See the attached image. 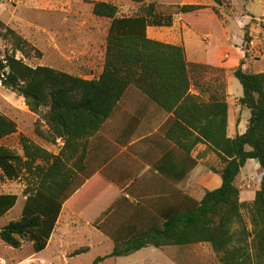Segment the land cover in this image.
<instances>
[{
    "label": "trees",
    "instance_id": "16d2710c",
    "mask_svg": "<svg viewBox=\"0 0 264 264\" xmlns=\"http://www.w3.org/2000/svg\"><path fill=\"white\" fill-rule=\"evenodd\" d=\"M215 5H181L167 13V5L133 0L137 13L120 15L113 2L93 3V14L110 20L106 38L103 73L84 79L48 66L32 67L17 59L31 57L36 50L15 30L0 21V39L9 41L12 52L0 54L2 86L25 100L30 112L40 116L35 132L42 143L21 135L23 154L0 145V180H26L22 217L0 230L9 247L22 249L32 244L34 254L44 252L52 239L64 208L76 212L100 179L97 168L87 163L91 140L101 131L129 88H135L174 119L166 139L185 156L184 180L197 166L192 153L207 145L223 167L222 184L205 192L201 200L176 186L153 198H137L129 188L98 220L95 227L114 242L108 257H129L145 248L207 244L220 264H264V73L245 71L246 58L233 71L243 88L239 104L251 111L247 132L228 136L229 105L225 77L218 72L219 50L209 46L207 65L189 63L183 45L167 44L148 36L149 28H171L176 16L193 27V22L215 15L221 18L224 0ZM253 37L245 33V43ZM246 57L249 55L246 53ZM214 73L212 83H202ZM200 93H193L192 90ZM205 96L208 98L206 99ZM42 125L44 128H42ZM19 132L15 120L0 112V140ZM53 153L44 145L57 146ZM250 160L263 171L261 188L252 202L241 201L236 180ZM158 172L170 178L161 167ZM103 169L100 175L105 176ZM178 181V182H179ZM87 184V185H86ZM178 184V183H176ZM16 194H0V219L18 203ZM86 201V200H85Z\"/></svg>",
    "mask_w": 264,
    "mask_h": 264
},
{
    "label": "rangeland",
    "instance_id": "374dc122",
    "mask_svg": "<svg viewBox=\"0 0 264 264\" xmlns=\"http://www.w3.org/2000/svg\"><path fill=\"white\" fill-rule=\"evenodd\" d=\"M98 1L115 3L120 7L122 16L133 15L139 9L133 0H0V21L21 35L31 47L43 53L42 57H38L36 52L30 49L29 59L24 58L19 52L17 59H23L32 67L48 66L79 77L97 78L104 64L106 38L110 26V20L98 18L93 14V3ZM161 1L174 4L167 7V13H176L178 6L189 2V0ZM224 1V6L220 7L221 18L217 16L216 19L210 17L209 22L206 19L193 22L195 25L191 29L183 26L189 58L205 61L209 46H217L223 52L226 50L231 54L232 68L238 67L245 57L249 63H253H247L245 70L251 73L264 72V36H261L264 35V22L260 26L261 34L256 33L255 37L253 36L254 44L252 42L246 44L244 41L246 31L252 33L248 28L252 21L254 23L255 18L264 20V3L260 0ZM204 2L213 3L209 0ZM177 25L181 26L180 23ZM165 31L166 28L152 27L149 28L148 34L157 41H162L165 38L163 35ZM169 38L168 36L166 39ZM82 49L92 50L95 54L93 57L83 58L80 56ZM6 51L12 52V46L9 41L2 38L0 54L4 55ZM246 53L249 57L245 56ZM228 74L230 73L225 71L216 75L220 76L221 83L222 76L227 78ZM212 76L215 74H207L204 80L207 81ZM228 82L233 98L243 97L240 81L231 75ZM0 112L15 120L19 128L16 135L0 140V145L23 154L21 135L42 143L35 132V125L40 116H33L23 98L3 87H0ZM44 146L49 151L58 153L61 144ZM208 156L206 163L221 174L224 166L219 158L210 150ZM216 175L217 178L212 179L211 189L216 188L214 187L216 181H219L220 186L222 184L221 175ZM261 181V173L254 170L252 162H248L236 182L242 192V201L255 199L256 192L261 188ZM100 187L98 191L105 188ZM25 189V178L17 181L0 180V194L19 196L16 206L0 219V230L22 217ZM95 192L96 190L90 193L76 212L64 208L48 248L40 254H34L31 243L26 242L22 249H14L0 239V264H96L99 258L109 256L113 252L114 242L99 231L95 223H91L99 216L98 205L104 200L107 192L105 190L101 192L103 193L101 201L95 197L97 195ZM167 250L169 249L145 248L129 257H108L97 264H178L165 254ZM185 254L187 261L181 264H220L219 258L210 246H203L201 249L188 248Z\"/></svg>",
    "mask_w": 264,
    "mask_h": 264
},
{
    "label": "crops",
    "instance_id": "0c3cea01",
    "mask_svg": "<svg viewBox=\"0 0 264 264\" xmlns=\"http://www.w3.org/2000/svg\"><path fill=\"white\" fill-rule=\"evenodd\" d=\"M204 1L205 0H189V2H186L184 5H215L212 0H209L213 2L212 4ZM260 1L264 3V0ZM148 2H158L167 6L174 5L173 3L166 4L161 0H148ZM216 18L218 17L214 16V19ZM263 22V18H255L254 23L252 21L251 26H248V28L252 30V33L250 34L252 37H255L256 33L261 34L260 31L262 29L260 26ZM178 23H180L181 26H178ZM184 25L191 29L190 26L181 21L179 16H176L174 26L171 28H166V31L163 34L165 38L161 42L173 45H183L186 49L187 60L189 63L207 65L208 55L205 61L191 60L189 58L187 44L184 41ZM148 36L153 40H157L155 37H151L149 34ZM168 36L170 38L166 39ZM252 44H254L253 41ZM208 45L209 42L207 43V46ZM217 48L219 50L218 69L223 70L224 73L225 71L230 73L228 74L227 78H225L227 88L226 93L228 95L227 103L229 105L228 136L230 138H235L237 135H243L247 132L251 119V111L240 106L239 99L241 97L233 98V96L230 94L228 78L229 76L233 75L235 68L230 66L231 54L227 53L226 50L223 52L219 47ZM80 54V56H83V58L86 56L90 58L93 57L95 53L92 50L82 49ZM247 63L249 62L246 58V64ZM103 69L104 64L102 69L99 71L100 75L103 73ZM245 71L249 72L248 70ZM80 77L84 79H93L86 78L84 76ZM206 82L207 84L212 83V85L215 87L218 86L216 80H211V78L207 81H202L204 84ZM192 92L197 94L200 93L194 89ZM205 98L207 99L208 97L205 96ZM248 112L250 115H248ZM31 114L33 113L31 112ZM34 115L35 114H33V116ZM173 119V114H169L160 109L139 90L135 88H129L127 90L126 94L114 110L110 119L105 123L101 131L91 140L89 147L87 159V163L89 164L88 168H97L98 170L95 174L96 176H94L92 180L88 181L87 184L94 182L95 178L99 177L100 179L95 183L91 189V192L96 190L95 193L97 195L95 197L100 199V201L102 200L101 198L103 194L101 192L104 190L107 192L105 197H103L104 200H102L98 205L99 208L97 209V213L99 216L91 223L94 224L100 220L102 216L110 209V207L122 196H126L127 198L134 200V198L126 194V190L132 187L137 194L136 197L141 199L146 197H160L155 196V193L160 195V193L169 191V189L173 188L172 186H176L178 189L190 194L198 200H201L204 197L207 190L212 191L217 187H220L219 181H216L214 183V187L216 188H210L212 179L217 178L216 174H221L220 172L213 170L210 165L206 163V161L209 159V150L212 153L214 152L207 145L203 144L199 145L192 153V158L197 161L196 168L186 178H184V180L179 181L185 172V156L181 155L182 152L166 139V134L172 125ZM36 142L39 143L38 141ZM58 143L59 145L61 144L60 141ZM199 150H201V152ZM248 162H252L254 170L259 171L263 178V171L260 163L257 160H250ZM158 167L166 169L167 173L168 171L170 173L171 170L172 177H166L158 172ZM103 169H105L107 172L105 176L100 175V172ZM100 186H105L106 189L104 188L103 191H98V188H101ZM252 201L253 200L246 202ZM80 202L83 203V201ZM71 211L74 212L73 210ZM203 246L209 245L198 244L188 247L170 246L161 249H169L165 252V254L173 261L181 264L187 261V255L185 253L188 248L201 249Z\"/></svg>",
    "mask_w": 264,
    "mask_h": 264
},
{
    "label": "built area",
    "instance_id": "2783aa9c",
    "mask_svg": "<svg viewBox=\"0 0 264 264\" xmlns=\"http://www.w3.org/2000/svg\"><path fill=\"white\" fill-rule=\"evenodd\" d=\"M0 87H3V86H2V80H1V79H0Z\"/></svg>",
    "mask_w": 264,
    "mask_h": 264
}]
</instances>
